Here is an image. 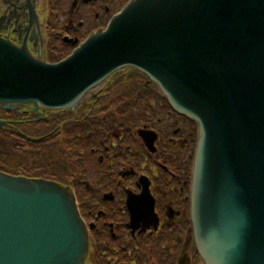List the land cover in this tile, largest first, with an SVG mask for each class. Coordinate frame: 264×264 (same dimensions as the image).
<instances>
[{"label":"water","instance_id":"1","mask_svg":"<svg viewBox=\"0 0 264 264\" xmlns=\"http://www.w3.org/2000/svg\"><path fill=\"white\" fill-rule=\"evenodd\" d=\"M45 2L0 5L34 29ZM129 69L197 125L184 249L264 264V0H130L55 64L0 38V110L73 111ZM89 252L71 187L0 171V264H87Z\"/></svg>","mask_w":264,"mask_h":264},{"label":"flooded vegetation","instance_id":"2","mask_svg":"<svg viewBox=\"0 0 264 264\" xmlns=\"http://www.w3.org/2000/svg\"><path fill=\"white\" fill-rule=\"evenodd\" d=\"M127 1L46 0L44 11L37 7L34 29L21 9L0 5V38L57 62L105 27ZM118 75L68 124L69 113L49 118L1 110L0 119L10 124L0 128V141L6 144L2 155L32 151L59 156L62 152L51 151L55 146L73 143L67 149L73 151L69 163L74 170L58 178L72 186L88 226L87 264H203L193 240L184 249L191 224L188 195L196 125L173 111L144 74ZM130 97L137 102L134 108ZM39 137L45 138L35 140ZM80 140L85 147H79ZM24 160L19 166H27ZM1 163L0 169L7 170Z\"/></svg>","mask_w":264,"mask_h":264},{"label":"rangeland","instance_id":"3","mask_svg":"<svg viewBox=\"0 0 264 264\" xmlns=\"http://www.w3.org/2000/svg\"><path fill=\"white\" fill-rule=\"evenodd\" d=\"M32 130H34V129H32ZM74 132H76V130H74V129L70 130V133H74ZM70 135H72V134H70ZM68 143L73 144L71 142H64L61 145L55 146L51 151L63 152L67 149ZM77 143H78V145H80L79 147H81V148L86 146V143L83 142V140L77 141ZM3 152L4 153L6 152V144L3 142H0V163L2 162L1 165H3L5 168L12 169L14 171L16 170V172L21 171V173H23V174H24V172L37 173L39 171H42L46 174H52V172H53V173H55V175L59 176L61 172L65 171V167H67L68 172H71L74 170L73 167L71 166V164L69 163L73 159V158L70 159V156H69V153L73 152L71 148H68L66 150V152H65L66 156H64L62 158L63 161H65L67 163L56 161L54 163V165L51 166V168H48V167L43 165V164H45V165L47 164V162L45 161V160H47V159H45V156H49V155H47L46 153L43 154V152H42V156H43L42 160H40L39 158H37L35 160L34 159L31 160V162L33 163V165L31 167H27L25 165L18 167L20 164V161L22 160V159L20 160V156L10 155V156L6 157V156L2 155ZM4 155H6V154H4ZM40 161H41V163H40ZM39 163L42 164L43 166H41V167L38 166ZM12 166L16 169H13Z\"/></svg>","mask_w":264,"mask_h":264},{"label":"trees","instance_id":"4","mask_svg":"<svg viewBox=\"0 0 264 264\" xmlns=\"http://www.w3.org/2000/svg\"><path fill=\"white\" fill-rule=\"evenodd\" d=\"M31 150L33 149V148H30ZM27 154V162H29L27 165L29 166L30 164H31V160H35V159H37V158H39V156H35L34 155V153H32L31 151H29L28 153H26ZM63 154V153H62ZM61 154V155H62ZM52 159H58V157L59 156H57V155H54V156H50ZM46 158V157H45ZM46 162H47V160H45ZM38 175H44V176H46V177H50V178H58V175H55V173H53L52 172V174H46V173H42V174H38Z\"/></svg>","mask_w":264,"mask_h":264}]
</instances>
